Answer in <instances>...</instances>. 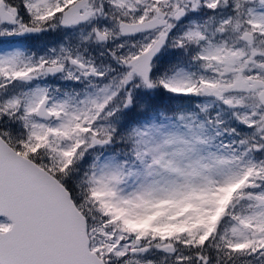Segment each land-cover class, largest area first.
Wrapping results in <instances>:
<instances>
[{
  "label": "snow or ice",
  "instance_id": "obj_1",
  "mask_svg": "<svg viewBox=\"0 0 264 264\" xmlns=\"http://www.w3.org/2000/svg\"><path fill=\"white\" fill-rule=\"evenodd\" d=\"M0 264H264V0H0Z\"/></svg>",
  "mask_w": 264,
  "mask_h": 264
}]
</instances>
